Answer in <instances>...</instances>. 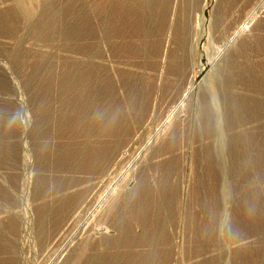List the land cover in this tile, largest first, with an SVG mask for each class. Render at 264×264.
<instances>
[{"label": "rangeland", "instance_id": "rangeland-1", "mask_svg": "<svg viewBox=\"0 0 264 264\" xmlns=\"http://www.w3.org/2000/svg\"><path fill=\"white\" fill-rule=\"evenodd\" d=\"M263 117L264 0H0V264H264Z\"/></svg>", "mask_w": 264, "mask_h": 264}, {"label": "bare ground", "instance_id": "bare-ground-1", "mask_svg": "<svg viewBox=\"0 0 264 264\" xmlns=\"http://www.w3.org/2000/svg\"><path fill=\"white\" fill-rule=\"evenodd\" d=\"M106 2H107V1H106ZM125 2H126V1H125ZM102 3H104V2H102ZM155 3H156V2H155ZM163 3H164V2H163ZM224 3H225V2H224ZM125 4H126V3H125ZM128 4H129V3H128ZM133 4H134V3H133ZM99 5H100V4H99ZM131 5H132V4H131ZM157 5H158V4H157ZM162 5H164V4H162ZM245 5H246V4H245ZM255 5H256V4H255ZM80 6H81V5H80ZM122 6H123V5H122ZM132 6H133V5H132ZM222 6H223V5H222ZM97 7H98V5H97ZM97 7H96V8H97ZM125 7H126V6H125ZM140 7H141V6H140ZM140 7H139V8H140ZM96 8H95V9H96ZM257 8H258V7H257ZM98 9H99V8H98ZM124 9H125V8H124ZM104 10H105V9H104ZM233 10H234V9H233ZM98 11H99V10H98ZM142 11H143V10H142ZM100 12H101V10H100ZM132 12H133V11H132ZM79 13H80V12H79ZM104 13H105V12H104ZM104 13H103V14H104ZM116 13H118V12H116ZM224 13H225V12H224ZM120 14H121V13H120ZM127 14H128V13H127ZM139 14H141V13H139ZM10 15H11V14H10ZM131 15H132V14H131ZM151 15H152V14H151ZM122 16H123V15H122ZM127 16H128V15H127ZM132 16H133V15H132ZM233 16H234V15H233ZM11 17H12V16H11ZM7 18H8V17H7ZM228 18H229V17H228ZM124 19H125V18H124ZM136 19H137V18H136ZM134 20H135V19H134ZM151 20H153V19H151ZM140 22H141V21H139V23H140ZM9 23H10V22H9ZM113 23H114V22H113ZM126 23H127V22H126ZM142 24H143V23H142ZM60 25H61V24H60ZM134 25H135V24H134ZM7 26H9V25H7ZM11 26H12V25H11ZM77 26H78V25H77ZM138 26H139V24H138ZM141 26H142V25H141ZM144 26H145V25H144ZM149 26H150V25H149ZM152 26H153V25H152ZM126 28H127V27H126ZM145 28H146V27H145ZM65 29H66V28H65ZM143 29H144V28H143ZM146 29H147V28H146ZM78 30H79V29H78ZM144 31H147V30H144ZM79 33H80V32H79ZM139 33H140V32H139ZM90 34H91V33H90ZM141 34H142V32H141ZM146 34H147V33H146ZM149 34H150V33H149ZM144 35H145V34H144ZM144 35H143V36H144ZM147 35H148V34H147ZM147 35H146V36H147ZM143 36H142V37H143ZM148 36H149V35H148ZM148 38H149V37H148ZM144 39H145V38H144ZM136 40H137V39H136ZM134 41H135V40H134ZM154 42H155V41H154ZM251 42H252V41H251ZM129 44H130V43H129ZM157 44H158V43H157ZM255 44L257 45V43H255ZM82 47H83V46H82ZM243 48H244V47H243ZM260 48H261V47H260ZM251 49H253V48H251ZM245 50H247L248 53H249V51H251V50H248V49H245ZM253 51H254V50H253ZM242 53H243V51H242ZM123 54H124V53H123ZM261 54H262V53H261ZM247 58H248V57H247ZM248 60H249V59H248ZM250 60H251V59H250ZM73 63H74V61H73ZM252 64H253V63H252ZM255 64H256V63H255ZM255 64H254V65H255ZM35 65H36V64H35ZM50 65H51V64H50ZM77 65H78V64H77ZM82 65H83V64H82ZM248 65H249V64H248ZM248 65H247V66H248ZM250 65H251V63H250ZM254 65H253V66H254ZM71 67H72V66H71ZM248 67H249V66H248ZM250 67H251V66H250ZM79 68H80V67H79ZM261 68H262V67H261ZM70 69H71V68H70ZM70 69H69V70H70ZM240 69H241V68H240ZM244 69H245V67H244ZM252 69H253V67H252ZM256 69H257V68H256ZM73 70H74V69H73ZM67 71H68V70H67ZM96 71H97V70H96ZM241 71H243V69H242ZM248 71H249V69H248ZM252 71H254V70H252ZM70 72H72V71H70ZM70 72H68V74H69ZM82 72H83V71H82ZM256 72H257V71H256ZM72 73H73V72H72ZM230 73H231V72H230ZM236 73H237V72H236ZM254 73H255V72H254ZM261 73H262V72H261ZM261 73H260V74H261ZM54 74H55V73H54ZM78 74H79V73H78ZM234 74H235V72H234ZM260 74H259V75H260ZM236 75H237V74H236ZM249 75H250V73H249ZM252 75H253V74H252ZM256 75H258V74H256ZM256 75H254V79H255V80H256V79H257V80H260L259 77H258V78L256 77ZM259 75H258V76H259ZM70 76H71V75H70ZM70 76H69V78H70ZM246 76H247V75H246ZM60 77H61V76H60ZM63 77H65V76H63ZM66 77H67V76H66ZM81 77H82V76H81ZM81 77H80V79H81ZM239 77H240V76H239ZM262 77H263V76H262ZM57 78H58V77H57ZM69 78H67V79H69ZM232 78H233V77H232ZM63 79L65 80V78H63ZM67 79H66V80H67ZM89 79H90V78H89ZM234 79H235V77H234ZM245 79H246V78H245ZM248 79H249V78H248ZM61 80H62V77H61ZM243 80H244V79H243ZM252 80H253V79H252ZM65 82H66V81H65ZM65 82H63V83H65ZM67 82H68V81H67ZM69 82H70V81H69ZM78 82H79V81H78ZM84 82H85V81H84ZM260 82H261V81H260ZM252 83H253V82H252ZM51 84H53V83H51ZM65 84H66V83H65ZM75 84H76V83H75ZM110 84H111V83H110ZM258 84H259V83H258ZM84 85H85V84H84ZM60 86H62V85H60ZM67 86H68V85H67ZM69 87H70V86H69ZM45 88H46V87H45ZM45 88H44V89H45ZM75 88H76V87H75ZM100 88H101V87H100ZM107 88H108V87H107ZM41 89H42V88H41ZM46 89H47V88H46ZM46 89H45V90H46ZM68 89H69V88H68ZM76 89H77V88H76ZM92 89H93V88H92ZM42 90H43V89H42ZM50 90H51V89H49L48 91L50 92ZM78 90H79V89H78ZM81 90H82V89H81ZM81 90H80V91H81ZM71 91H72V90H71ZM80 91H79V92H80ZM83 91H84V90H83ZM81 92H82V91H81ZM232 92H233V91H232ZM243 92H244V91H243ZM75 93H76V92H75ZM75 93H74V94H75ZM83 93H84V92H82V95H83ZM103 93H104V92H103ZM235 93H236V92H235ZM45 94H47V91H46ZM45 94H44V95H45ZM59 94H60V93H59ZM84 94H85V93H84ZM232 94H233V93H232ZM50 95H51V94H50ZM61 95H62V94H61ZM64 95H65V93H64ZM236 95H238V94L236 93ZM246 95H248V94H246ZM45 96H47V95H45ZM48 96H49V95H48ZM51 96H52V95H51ZM75 96H76V95H75ZM83 96L85 97V95H83ZM89 96H90V95H89ZM89 96H88V97H89ZM142 96H143V95H142ZM41 97H42V96H41ZM79 97H80V96H79ZM237 97H238V96H237ZM241 97H242V96H241ZM252 97H253V96H252ZM256 97H257V96H256ZM43 98H44V97H43ZM49 98H50V97H49ZM58 98H59V97H58ZM238 98H239V97H238ZM245 98H246V97H245ZM250 98H251V97H250ZM250 98H249V99H250ZM66 99H67V98H66ZM82 99H83V98H82ZM247 99H248V98H247ZM249 99H248V101H249ZM79 100H81V99H79ZM236 100H237V99H236ZM48 101H49V100H48ZM48 101H47V102H48ZM71 101H72V100H71ZM88 101H89V100H87V102H88ZM101 101H102V100H101ZM253 101H254V100H253ZM259 101H260V100H259ZM40 102H41V100H40ZM40 102H39V103H40ZM62 102H63V101H62ZM64 102H65V101H64ZM69 102H70V100H69ZM69 102H68V103H69ZM74 102H75V101H74ZM81 102H82V101H81ZM84 102H85V101H84ZM234 102H235V101H234ZM239 102H240V101H239ZM256 102H258V101H256ZM44 103H46V102H44ZM44 103H43V104H44ZM77 103H78V101H77ZM244 103H245V101H244ZM246 103H247V102H246ZM49 104H50V103H48V105H49ZM63 104H64V103H63ZM63 104H62V105H63ZM69 104H70V103H69ZM72 104H73V102H72ZM78 104H83V103H78ZM252 104H253V103H252ZM252 104H251V105H252ZM88 105H89V104H87V107H88ZM40 106H41V105H40ZM45 106H47V105L45 104ZM49 106H50V105H49ZM77 106H78V105H77ZM83 106H86V105L84 104ZM83 106H82V107H83ZM243 106H245V105H243ZM252 106H253V105H252ZM67 107H68V106H67ZM73 107H75V105H74ZM73 107H72V108H73ZM132 107H133V106H132ZM236 107H237V106H236ZM236 107H235V108H236ZM261 107H262V106H261ZM46 108H47V107H46ZM68 108H70V105H69ZM68 108H67V109H68ZM76 108H77V107H76ZM83 108H84V107H83ZM99 108H100V107H99ZM245 108H246V107H245ZM250 108H251V107H250ZM40 109H41V108H40ZM44 109H45V107H44ZM77 109H78V108H77ZM86 109H87V108H86ZM247 109H248V107H247ZM253 109H254V108H253ZM60 110H61V109H60ZM60 110H59V111H60ZM78 110H79V109H78ZM120 110H121V109H120ZM128 110H129V109H127V111H128ZM261 110H262V109H261ZM80 111H81V109H80ZM88 111H89V110H88ZM104 111H105V110H104ZM69 112H70V111H69ZM69 112H68V113H69ZM71 112H73V111H71ZM77 112H78V111H77ZM77 112H76V113H77ZM86 112H87V111H86ZM92 112H93V111H92ZM113 112H114V111H113ZM116 112H117V111H116ZM54 113H55V112H54ZM62 113H63V112H62ZM74 113H75V111H74ZM80 113H81V112H80ZM105 113H106V112H105ZM107 113H108V112H107ZM124 113H125V112H124ZM141 113H142V112H141ZM77 114H78V113H77ZM84 114H85V112H84ZM89 114H90V113H89ZM89 114H88V115H89ZM129 114H130V113H129ZM237 114H238V112H237ZM241 114H242V113H241ZM43 115H44V114H43ZM79 115H80V114H79ZM81 115H82V114H81ZM110 115H111V114H110ZM112 115H113V114H112ZM118 115H119V114H118ZM120 115H121V114H120ZM249 115H250V114H249ZM46 116H47V115H46ZM59 116H60V115H59ZM137 116H138V115H137ZM47 117H48V116H47ZM71 117H72V116H71ZM71 117H70V118H71ZM76 117H77V115H76ZM98 117H99V115H98ZM98 117H97V118H98ZM115 117H117V116L115 115ZM120 117H121V116H120ZM78 118H80V116H79ZM110 118H111V117H110ZM263 118H264V117H263ZM81 119H82V118H80V120H81ZM83 119H84V118H83ZM111 119H112V118H111ZM111 119H110V120H111ZM118 119H119V118H118ZM64 120H65V119H64ZM72 120H75V119H72ZM76 120H77V119H76ZM76 120H75V121H76ZM96 120H97V119H96ZM103 120H104V119H103ZM110 120H107V121H110ZM114 120H115V119H114ZM120 120H121V119H120ZM40 121H41V120H40ZM117 121H118V120H117ZM61 122H62V121H61ZM67 122H68V124L71 123L70 121H67ZM67 122L65 123L66 125H67ZM83 122H84V121H83ZM88 122H89V121H88ZM103 122H104V121H102V125H103ZM118 122H119V121H118ZM129 122H130V121H129ZM41 123H42V122H41ZM105 123L107 124V122H105ZM130 123H131V122H130ZM239 123H240V122H239ZM65 124H64V122H63V125H65ZM74 124H75V123H74ZM77 124H78V123H77ZM83 124H84V123H83ZM110 124H111V123H110ZM113 124H114V125H113ZM113 124H112L111 126H112V127H115V126H116V121H113ZM124 124H125V123H124ZM60 125H62V124H60ZM63 125H62V126H63ZM69 125H70V124H69ZM79 125H80V123H79ZM81 125H82V123H81ZM102 125L100 124V126H102ZM107 125H108V124H107ZM233 125H234V124H233ZM260 125H261V124H260ZM70 126H73V123H72ZM83 126H84V125H83ZM83 126H82V127H83ZM90 126H91V125H90ZM104 126H105V125H104ZM111 126H110V127H111ZM118 126H119V125H118ZM60 127H61V126H60ZM74 127H76V126H74ZM77 127H78V125H77ZM79 127H80V126H79ZM88 127H89V126H88ZM110 127H109V128H110ZM65 128H66V127H65ZM71 128H72V127H71ZM97 128H98V127H97ZM124 128H125V127H124ZM57 129H58V128H57ZM67 129H68V128H67ZM67 129H66V130H67ZM69 129H70V128H69ZM75 129H76V128H75ZM79 129H80V128H79ZM79 129H78V130H79ZM107 129H108V128H107ZM115 129H116V128H115ZM117 129H118V128H117ZM120 129H123V128L120 127ZM127 129H128V128H127ZM62 130H63V129H62ZM73 130H74V129H73ZM73 130H72V131H73ZM100 130H102V129L100 128ZM57 131H58V130H57ZM57 131H56V132H57ZM89 131H90V130H89ZM113 131H114V130H113ZM41 132H42V131H41ZM106 132H107V131H106ZM108 132H109V131H108ZM260 132H261V131H260ZM52 133H53V132H52ZM110 133L112 134V132H110ZM113 133H114V132H113ZM57 134H58V133H57ZM60 134H61V132H60ZM70 134H71V133H70ZM72 134H73V133H72ZM106 134H107V133H106ZM114 134H115V133H114ZM74 135H75V134H74ZM50 136H51V135H50ZM66 136H67V135H66ZM72 136H73V135H72ZM72 136H71V137H72ZM111 136H112V135H111ZM248 136H249V135H248ZM74 138H75V137H74ZM108 138H109V137H108ZM64 139H65V138H64ZM248 139H249V138H248ZM67 140H68V139H67ZM113 140H114V139H113ZM79 141H80V140H79ZM84 141H85V140H84ZM102 141H103V140H102ZM263 141H264V140H263ZM65 142H66V141H65ZM75 142H76V141H75ZM77 142H78V141H77ZM105 142H106V141H105ZM86 143H87V142H86ZM75 144H76V143H75ZM91 144H92V143H91ZM96 144H97V143H96ZM71 145H72V144H71ZM64 146H65V145H64ZM92 146H93V145H92ZM108 146H109V145H108ZM111 146H112V145H111ZM86 147H87V146H85V148H86ZM78 148H79V147H78ZM89 148H91V147L89 146ZM97 148H99V146H98ZM69 149H70V148H69ZM74 149H76V148H74ZM79 149H80V148H79ZM93 149H94V148H93ZM95 149H96V148H95ZM42 151H43V150H42ZM74 151H75V150H74ZM86 151H87V150H86ZM92 151H93V150H92ZM109 151H110V150H109ZM61 152H62V151H61ZM69 152H70V151H69ZM75 152H76V151H75ZM80 152H81V150H80ZM94 152H95V153H94ZM88 153H91V150H90ZM93 153L95 154V156H96V155H97V156H100V153H102V152L98 153V150H97V151H93ZM93 153L90 154V155H91V156H94ZM244 153H245V152H244ZM72 154H74V152H73ZM75 154H76V153H75ZM78 154H79V153H78ZM80 154H81V153H80ZM82 154H83V153H82ZM84 154H85V152H84ZM103 154H104V153H103ZM107 154H108V153H107ZM69 155H70V154H69ZM46 156H47V155H46ZM46 156H45V157H46ZM74 156H75V155H74ZM76 156H77V155H76ZM83 156H84V155H83ZM88 156H89V155H88ZM88 156H87V157H88ZM97 156H96V157H97ZM103 156H104V155H103ZM211 156H212V155H211ZM77 157H78V156H77ZM85 157H86V156H85ZM87 157H86V158H87ZM41 158H42V157H41ZM92 158H93V157H92ZM98 158H100V157H98ZM107 158H108V156H107ZM62 159H63V158H62ZM66 159H67V158H66ZM66 159H65V160H66ZM72 159H73V158H72ZM78 159H79V158H78ZM80 160H81V159H80ZM88 160H89V159H88ZM246 160H247V159H246ZM8 161H9V160H8ZM66 161L68 162V160H66ZM75 161H77V160H75ZM85 162H86V161H85ZM88 162H89V161H88ZM88 162H87V163H88ZM91 162H92V161H91ZM62 163H64V162L62 161ZM78 163H79V162H78ZM80 163H81V161H80ZM89 163H90V162H89ZM76 164H77V162H76ZM81 164H82V163H81ZM83 164H84V163H83ZM94 164H95V162H94ZM98 164H99V162H98ZM64 165H65V164H64ZM66 165H67V164H66ZM73 165H74V164H73ZM73 165H72V166H73ZM77 165H78V164H77ZM91 165H93V163H92ZM60 166H61V165H60ZM83 166H84V165H83ZM85 166H86V165H85ZM96 166H97V165H96ZM96 166L93 165V167H96ZM87 167H88V166H87ZM87 167H86V168H87ZM96 168H97V167H96ZM247 168H248V167H247ZM71 169H72V168H71ZM87 169H88V168H87ZM44 181H45V180H44ZM47 181H48V180H47ZM45 182H46V181H45ZM68 183H69V182H68ZM254 183H255V182H254ZM62 184H63V183H62ZM116 184H117V183H116ZM52 185H53V184H52ZM48 186H49V185H48ZM48 186H47V187H48ZM61 186H62V185H61ZM113 186H114V185H113ZM44 187H45V185H44ZM111 187H112V185H111ZM114 187H115V186H114ZM117 187H118V186H117ZM210 187H211V186H210ZM141 189H143V188H141ZM144 189H145V188H144ZM148 189H149V188H148ZM142 191H143V190H142ZM146 191H147V190H146ZM146 193H147V192H146ZM162 195H163V194H162ZM72 196H73V195H72ZM75 196L77 197V195H75ZM70 197H71V196H70ZM76 197H75V198H76ZM150 197H152V196H150ZM73 198H74V196H73ZM143 198H144V197H143ZM143 198H142V199H143ZM99 199H100V198H99ZM137 199H138V198H137ZM146 199H147V198H146ZM62 200H63V199H62ZM66 200H67V199H66ZM69 200H70V199H69ZM59 202H60V201H59ZM59 202H58V203H59ZM64 202H67V201L64 200ZM143 202H144V201H143ZM73 203H74V202H73ZM75 203H76V202H75ZM99 203H100V202H99ZM55 204H56V203H55ZM147 204H148V203H147ZM205 204H206V203H205ZM255 204H256V202H255ZM60 205H61V204H60ZM67 205H68V204H67ZM144 205H145V204H144ZM56 206H57V205H56ZM69 206H70V205H69ZM120 206H121V205H120ZM145 206H146V205H145ZM50 207H51V206H50ZM58 207H59V206H58ZM165 207H166V206H165ZM51 208H52V207H51ZM69 208H70V207H69ZM52 209H53V208H52ZM61 209H62V208H61ZM62 210H63V209H62ZM66 210H67V209H66ZM127 210H128V209H127ZM51 211H53V210H51ZM54 211H55V210H54ZM56 211H57V210H56ZM60 211H61V210H60ZM63 211H64V210H63ZM68 212H69V211H68ZM153 212H154V211H153ZM244 212H245V211H244ZM62 213H63V212H62ZM56 214H57V213H56ZM128 215H129V214H128ZM51 216H52V215H51ZM41 218H42V217H41ZM44 218H46V217H44ZM56 218H57V217H56ZM113 218H114V217H113ZM117 218H118V217H117ZM125 218H126V217H125ZM153 218H154V217H153ZM162 218H163V217H162ZM250 218H251V217H250ZM50 219H51V218H50ZM53 219H54V218H53ZM163 220H164V219H163ZM253 220H254V219H253ZM119 222H120V221H119ZM168 222H169V221H168ZM5 225H6V223H5ZM155 225H156V224H155ZM134 229H135V227H134ZM156 235H157V234H156ZM158 235H159V234H158ZM150 236H151V235H150ZM161 237H162V236H161ZM136 238H137V237H136ZM156 238H157V237H156ZM142 240H143V239H142ZM153 240H154V239H153ZM157 240H158V239H157ZM149 243H150V242H149ZM88 253H89V252H88ZM82 254H83V253H82ZM82 254H81V255H82ZM83 255H84V254H83ZM133 255H134V254H133ZM128 256H129V255H128ZM81 258H82V257H81ZM93 258H94V257H93ZM102 258H103V257H102ZM106 259H107V258H106ZM75 260H76V259H75ZM100 260H101V259H100ZM137 260L140 262L139 264H141L142 261H140V259H137ZM117 261H118V260H117ZM88 262H89V261H88ZM91 262H92V261H91ZM97 262H99V260H98ZM80 263H81V262H80ZM86 263H87V261H86ZM87 264H88V263H87ZM100 264H101V263H100Z\"/></svg>", "mask_w": 264, "mask_h": 264}]
</instances>
